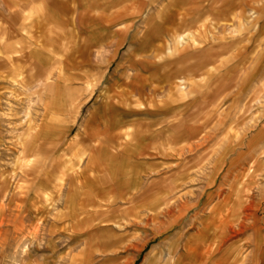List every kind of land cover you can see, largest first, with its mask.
Listing matches in <instances>:
<instances>
[{
  "label": "rangeland",
  "instance_id": "rangeland-1",
  "mask_svg": "<svg viewBox=\"0 0 264 264\" xmlns=\"http://www.w3.org/2000/svg\"><path fill=\"white\" fill-rule=\"evenodd\" d=\"M245 1L0 0V264H264V0Z\"/></svg>",
  "mask_w": 264,
  "mask_h": 264
},
{
  "label": "crops",
  "instance_id": "crops-1",
  "mask_svg": "<svg viewBox=\"0 0 264 264\" xmlns=\"http://www.w3.org/2000/svg\"><path fill=\"white\" fill-rule=\"evenodd\" d=\"M257 4H255V3ZM254 2H251V1H249V0H247V1H245L243 4L245 5V6H248V7H250L251 9H253V10H257L258 8H259V5H258V3L256 2V1H254ZM229 4V3H228ZM231 4V3H230ZM214 8V7H213ZM212 8L210 7V8H208V13L209 12H211L212 10H211ZM215 10H217L218 8H214ZM213 9V10H214ZM209 36V35H208ZM209 39H210V37H208ZM208 42V41H207ZM6 53H8V50L6 49V47H5V45H4V42L2 41H0V68H2V67H4L5 66V63L9 60V58H10V56H8ZM236 57V56H235ZM5 72L6 71H1L0 72V75L2 74V75H4L5 74ZM38 77L40 76V74H39V72H38V74H36ZM44 85H46L45 83H44ZM186 89V87H185V84L183 83V80L182 79H179V82H177L176 84H175V87H174V90L179 94V95H183V93H184V90ZM49 96L51 97V99L53 100V94H49ZM66 103H64V105H63V109L61 110V112H59L60 113V115L61 114H64L65 112L66 113H70V112H72L73 110H74V106H73V101H72V99H70L69 98V100H67V101H65ZM63 116L61 115L60 116V120H59V122L58 123H62V121L63 120H65L64 118H62ZM54 125H52V124H50V126H47V128L48 129H44V128H39L38 130H34V131H32V132H30V151L31 152H37V153H40V151L42 150V146L43 145H45L46 143H48V144H52V142L53 141H51V140H49V141H46L45 139H50V137L52 136V134L55 132V131H53V130H55V129H57L58 127L57 126H54ZM61 126H62V124H61ZM49 131V132H48ZM125 136L127 137V136H129L128 135V133H125ZM126 140V139H125ZM54 143V142H53ZM127 143V142H126ZM82 154H84V152L83 151H80V152H78L77 154H76V156H77V158H78V162H81V161H83V158H82ZM86 164H85V168H89V155H87V157H86V162H85ZM246 172V171H245ZM62 175H61V177H62V179L63 178H65V176H67L68 174L66 173V170H63L62 172ZM82 173H80L79 171H77V170H73L71 173H70V175H69V178H73L74 180L75 179H77L80 175H81ZM248 174V173H247ZM242 177V176H241ZM246 177H247V175H246ZM109 178L111 179V181H113V182H115V181H117V180H119V179H123V180H125V182H124V193H125V195L126 194H129L130 196H135V191H136V187L135 188H133V186L132 185H134V183L132 182L133 180L131 179V177H129V172L127 171V169H125V170H123V171H121L119 174H117V173H109ZM76 181V180H75ZM241 184L243 185H246L247 183H246V179H242L241 181ZM243 185V186H244ZM73 197H74V195H71L70 197H69V201H73L74 202V200H73ZM8 198V197H7ZM1 208V207H0ZM215 220V219H214ZM236 221V220H235ZM235 221L233 222V223H235ZM233 223H229L228 225H227V228H229V226L231 225V224H233ZM217 224V221H214L213 222V226H212V228L215 226ZM205 225V224H204ZM212 228H210L209 230H207L208 232H209V235H212L211 234V229ZM227 228H226V230H227ZM206 231V230H205ZM221 240V239H220ZM219 240V242H218V244H217V247H216V252H217V254H220L219 252H218V247H219V244H220V241ZM189 247V246H188ZM188 247H187V249H188ZM205 251H206V247L204 248H200L199 249V252L200 253H205ZM185 252L188 254V251L185 249ZM171 254V253H170ZM213 260H215V257L211 260V261H209L210 263H212L213 262Z\"/></svg>",
  "mask_w": 264,
  "mask_h": 264
},
{
  "label": "bare ground",
  "instance_id": "bare-ground-1",
  "mask_svg": "<svg viewBox=\"0 0 264 264\" xmlns=\"http://www.w3.org/2000/svg\"><path fill=\"white\" fill-rule=\"evenodd\" d=\"M191 40H192V42H193V46L201 45L202 42H203V41H199V40H197V39L195 38V35H194V34L191 35ZM179 44H180V43H179ZM244 200H245V197H244L243 195H241V194H239V196L236 197V200H235V207L232 209V212H231V214H230V217H231L232 219L236 220V219L238 218L239 211H240L241 206H242L243 203H244ZM225 203H226V202H225ZM217 207H218V206H217ZM254 231H255V232L258 231V227H257V226L254 227ZM204 237H205V236L202 237V238H203V244H204V246L209 250V248L212 246V244L209 245L208 243H205L206 239H205ZM214 238H215V239H216V238H219V236H217V235L215 234L214 237L211 238V241H213ZM213 244H214V243H213ZM209 251H210V253L213 252L212 250H209ZM226 252H227V251H225V255H226Z\"/></svg>",
  "mask_w": 264,
  "mask_h": 264
}]
</instances>
